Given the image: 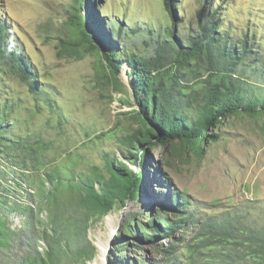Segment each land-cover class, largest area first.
I'll return each instance as SVG.
<instances>
[{"label": "rangeland", "instance_id": "obj_1", "mask_svg": "<svg viewBox=\"0 0 264 264\" xmlns=\"http://www.w3.org/2000/svg\"><path fill=\"white\" fill-rule=\"evenodd\" d=\"M97 1L117 75L82 42L79 0H0L6 44L30 71L0 56V264H264V0H176V19L166 0ZM172 30L185 49L201 43L181 63ZM131 56L153 64L185 123L224 80L255 111L163 144L148 135ZM111 163L143 187L99 215L88 191L118 183Z\"/></svg>", "mask_w": 264, "mask_h": 264}, {"label": "trees", "instance_id": "obj_2", "mask_svg": "<svg viewBox=\"0 0 264 264\" xmlns=\"http://www.w3.org/2000/svg\"><path fill=\"white\" fill-rule=\"evenodd\" d=\"M81 11H85V15L88 17L91 30L87 28L85 15L76 16V25L80 27L81 40L93 51L103 52V57L109 65L111 73L117 75L121 70L120 58H122L119 48L112 41L108 34H101L100 28L103 27V21L100 19L99 12L97 11V0H79L77 2ZM166 6L168 11L174 15L176 19V0H166ZM7 28L2 26L0 28V56L7 59H11L20 70L23 72L30 71L25 68V62L20 57V51L14 47H10L6 44ZM169 40L171 41V57L176 60L177 63H181L186 59L189 54L188 51H196L201 47V43L195 37L191 38L190 46L185 49L181 43L177 42L174 31H169ZM247 53L246 46L244 50L236 55V59L241 58ZM128 63L133 70L132 77L134 80V86L138 91V94L143 95V111L148 117L150 124L148 125V135L159 139L163 144H168L172 140L181 139L183 141H203L208 137L209 129L220 119L226 118L229 115L239 113L241 108L251 113L255 111V103H247V98L242 88L235 89L230 82L221 81L215 83L211 88L208 98L203 105L202 118L197 122L185 123L180 117L181 108L171 105L172 98L169 94L170 91H166V87L161 76L154 74L153 64L141 57L131 56L128 57ZM24 62V63H23ZM157 68V66L155 67ZM247 103V104H246ZM173 104V103H172ZM151 105L152 109H150ZM264 109V103L262 104ZM159 129V136H156L154 129ZM144 155L136 156L134 163L140 167L144 166ZM110 171L112 172L117 184H108L101 191L93 189L88 191L90 193V202L92 203V209L97 214H108L118 201L128 200L133 196L141 192L143 175L131 171L129 174L119 173L118 169L114 166V163L110 164ZM93 188V186L91 187ZM254 234H249L247 239L251 242ZM262 254L264 256V238L261 237L260 241ZM251 255L256 256L255 252ZM264 260V257L263 259Z\"/></svg>", "mask_w": 264, "mask_h": 264}, {"label": "bare ground", "instance_id": "obj_3", "mask_svg": "<svg viewBox=\"0 0 264 264\" xmlns=\"http://www.w3.org/2000/svg\"><path fill=\"white\" fill-rule=\"evenodd\" d=\"M108 222H109V224H110V227H111V228H114V226H115L114 219L110 217V218L108 219ZM101 247H102V248H101L102 252L100 253V255H99V257H98V260L101 259V257H104L105 250H106V248H107V247L105 246V244H103V243L101 244Z\"/></svg>", "mask_w": 264, "mask_h": 264}, {"label": "water", "instance_id": "obj_4", "mask_svg": "<svg viewBox=\"0 0 264 264\" xmlns=\"http://www.w3.org/2000/svg\"><path fill=\"white\" fill-rule=\"evenodd\" d=\"M85 18H86V25H87V28L89 29V30H91V26H90V22H89V19H88V17L85 15ZM89 32H91L92 34H94V32L91 30V31H89Z\"/></svg>", "mask_w": 264, "mask_h": 264}]
</instances>
